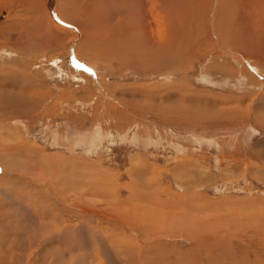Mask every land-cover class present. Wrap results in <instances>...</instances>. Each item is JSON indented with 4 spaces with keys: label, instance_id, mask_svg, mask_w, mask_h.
<instances>
[{
    "label": "rangeland",
    "instance_id": "rangeland-1",
    "mask_svg": "<svg viewBox=\"0 0 264 264\" xmlns=\"http://www.w3.org/2000/svg\"><path fill=\"white\" fill-rule=\"evenodd\" d=\"M5 1L0 264H264V0H214L173 65Z\"/></svg>",
    "mask_w": 264,
    "mask_h": 264
},
{
    "label": "bare ground",
    "instance_id": "bare-ground-1",
    "mask_svg": "<svg viewBox=\"0 0 264 264\" xmlns=\"http://www.w3.org/2000/svg\"><path fill=\"white\" fill-rule=\"evenodd\" d=\"M75 1L55 0V4L51 5V7L49 6L48 10L46 7L48 5L47 0H44L46 12L49 11L46 23L52 26L55 14L57 18L65 22H73L76 30L80 33L83 30L86 32L90 31L92 37H90L89 33L83 37L86 40L85 43H82L83 50L89 47L101 53L103 57L130 64H160V62L164 61L166 65H173V59L188 49V41L185 42V46L179 47L182 44H179V42H182L180 38L188 36L187 29H189V32L193 31L196 29L197 23L207 20L214 2V0H87L86 2L81 1L83 4L80 5V3L78 4ZM38 7L40 8V5ZM89 9H93V11L88 12L87 10ZM218 9L216 15L218 13L224 17L225 15L231 16L234 14L226 10L225 5ZM241 10L243 9L239 7L240 13ZM72 12L76 15H72ZM95 15L97 16L96 23L100 19L105 22L112 20L115 22L114 28L106 34L100 32L99 24L96 25L95 23ZM39 19L43 20L42 17ZM186 24H188L187 27ZM156 25H162L168 30L163 35L162 32L154 29ZM217 28L219 32H223L222 23ZM198 29H201V27ZM49 34L51 35L49 37L53 39L51 31H49ZM56 39L57 37H55ZM173 56L174 58L172 59ZM24 104L27 103L25 102ZM205 229L206 227L204 226L203 238V235L193 236L192 238L197 241L198 248L200 238H202L203 242L206 241ZM211 262V258H208L206 261L201 259L200 263L194 264H211Z\"/></svg>",
    "mask_w": 264,
    "mask_h": 264
}]
</instances>
